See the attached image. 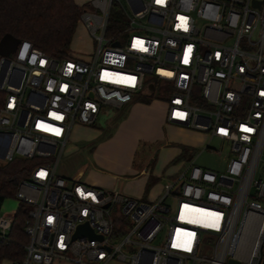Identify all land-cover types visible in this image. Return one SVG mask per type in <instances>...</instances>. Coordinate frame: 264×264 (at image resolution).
I'll use <instances>...</instances> for the list:
<instances>
[{
    "label": "built area",
    "instance_id": "built-area-1",
    "mask_svg": "<svg viewBox=\"0 0 264 264\" xmlns=\"http://www.w3.org/2000/svg\"><path fill=\"white\" fill-rule=\"evenodd\" d=\"M76 5L90 50L77 53L73 39L56 59L23 40L0 57V162L36 160L14 195L28 207L24 258L2 264H263L264 0ZM152 79L169 93L152 99L166 102L169 124L228 143L225 171L192 161L150 202L57 176L73 127L94 126L104 107L150 101ZM13 221L0 215V243ZM81 226L92 235L74 238Z\"/></svg>",
    "mask_w": 264,
    "mask_h": 264
},
{
    "label": "crops",
    "instance_id": "crops-1",
    "mask_svg": "<svg viewBox=\"0 0 264 264\" xmlns=\"http://www.w3.org/2000/svg\"><path fill=\"white\" fill-rule=\"evenodd\" d=\"M72 47L74 49V45ZM166 114L167 104L164 100H150L148 103L104 107L96 122L99 126H75L77 133L88 135L94 132L92 138H104L91 151L87 171L80 170L72 179L108 191L116 190L128 198L149 202L155 200L161 194L162 186L157 191L154 185L148 189L147 182L150 178H158L157 166L176 164L173 161L181 156L183 149L192 153L206 146L203 134L169 124ZM145 145L159 146V154L169 147L175 148L168 157L155 156L153 163V159L137 163L138 153ZM113 147L115 151H112ZM177 163L178 167L168 176L170 179L186 170L189 159L183 158Z\"/></svg>",
    "mask_w": 264,
    "mask_h": 264
},
{
    "label": "trees",
    "instance_id": "trees-1",
    "mask_svg": "<svg viewBox=\"0 0 264 264\" xmlns=\"http://www.w3.org/2000/svg\"><path fill=\"white\" fill-rule=\"evenodd\" d=\"M81 13L74 0H0V41L5 35H11L20 41L31 42L51 58L63 59L70 51ZM115 17L116 13H113L110 20L113 26L116 24ZM3 102L4 93L0 91V108ZM186 153L188 151L183 149L181 156L173 162L186 158ZM35 162L34 159L19 158L7 164L0 162V205L6 199L14 198L18 184L28 176ZM153 180H148V189ZM27 209L26 204H18L9 242L0 243V261H21L24 258L23 245L28 243V237L23 232Z\"/></svg>",
    "mask_w": 264,
    "mask_h": 264
},
{
    "label": "rangeland",
    "instance_id": "rangeland-1",
    "mask_svg": "<svg viewBox=\"0 0 264 264\" xmlns=\"http://www.w3.org/2000/svg\"><path fill=\"white\" fill-rule=\"evenodd\" d=\"M74 1L78 4H82L87 0H74ZM75 34L76 35L73 44L74 50L77 53L90 50V40L80 26L77 27ZM152 81L155 80L152 79ZM155 86H156V90L153 96L151 97V100L167 99L169 93L161 94L160 93L161 86L157 81H155ZM142 101H147V100H140L139 102ZM96 125L99 126V123ZM74 127L72 129L70 139L61 153V157L57 163V169H56L57 176L63 177L67 181H70L75 176V174L78 173L80 170L83 169L87 171L86 166L89 165V155L91 154V151L95 149L97 147V144L103 140L102 138H104V137L102 138L99 137L96 139L92 138L94 132H90V134H88L89 135L88 138V135H84L83 132L77 133ZM106 133L107 131H105V134ZM204 136L205 138H203V141L206 142V146H208L209 149L208 150L204 148L196 149L192 153H186L187 160L189 159V163L194 161L195 165L202 167L204 169L217 173H223L225 171L226 164L230 159V157L228 156L229 155L228 143L226 141H221L219 138L216 137L210 139L209 136L206 135ZM174 148L175 147H169L159 154V150H160L159 146L145 145V147H141L136 162L140 163L141 161L143 162L151 161L152 159L155 158V156L156 158H158L159 155L160 158L168 157L174 153ZM112 151H115V147H113ZM143 156H145L146 158L145 159L142 158ZM178 164L179 163H176L170 166L166 164L163 167L157 166L156 176L158 178L154 179L151 182L150 187L154 185V188L157 191L161 186L168 184L170 182V178L168 176L178 167L177 166ZM18 204H19L18 200L14 198L6 199L0 205V215L13 214L16 211ZM154 225L155 222L152 221L151 224L148 226V229L144 231V235L147 234V232L151 230Z\"/></svg>",
    "mask_w": 264,
    "mask_h": 264
},
{
    "label": "water",
    "instance_id": "water-1",
    "mask_svg": "<svg viewBox=\"0 0 264 264\" xmlns=\"http://www.w3.org/2000/svg\"><path fill=\"white\" fill-rule=\"evenodd\" d=\"M20 40L15 39L11 35H5L1 41H0V57L7 58L9 57L15 50L17 45L19 44ZM153 87L150 86L149 90L152 91ZM83 233H88L89 235H92V231L88 230L86 226H81L77 229V232L74 236V238ZM232 264H236V262L232 261ZM264 264V260H263Z\"/></svg>",
    "mask_w": 264,
    "mask_h": 264
},
{
    "label": "snow or ice",
    "instance_id": "snow-or-ice-1",
    "mask_svg": "<svg viewBox=\"0 0 264 264\" xmlns=\"http://www.w3.org/2000/svg\"><path fill=\"white\" fill-rule=\"evenodd\" d=\"M157 3H164V0H157ZM181 19V24L177 25V27H183L186 29V21H184V18H180ZM142 41H136L135 44L133 45L134 47H137V46H141L142 45ZM27 47V46H25ZM143 51H147V49H143ZM191 52V48H189L186 53H185V63H187V60H188V55L189 53ZM165 75H171V73H165ZM130 81H134V78H129ZM262 95H264V93H262ZM11 106V105H10ZM177 115L180 116V118H183V115L182 113H177ZM54 118L57 119V120H60L62 119L61 116H58V115H55L54 114ZM245 131H251V129H244ZM58 134V131L59 130H55ZM223 131V130H222ZM41 176L45 175V173H41L40 174ZM49 222L51 223V218L49 219ZM207 227H218V218H217V223L216 224H209V225H206ZM175 246V245H174ZM189 250H190V242H189Z\"/></svg>",
    "mask_w": 264,
    "mask_h": 264
}]
</instances>
